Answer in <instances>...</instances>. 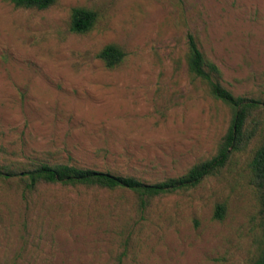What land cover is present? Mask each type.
Instances as JSON below:
<instances>
[{
    "label": "rangeland",
    "instance_id": "1",
    "mask_svg": "<svg viewBox=\"0 0 264 264\" xmlns=\"http://www.w3.org/2000/svg\"><path fill=\"white\" fill-rule=\"evenodd\" d=\"M76 7L99 13L91 32H71ZM190 37L225 88L264 101V0H0V170L69 164L155 184L212 159L232 111L190 74ZM111 44L127 55L115 69L99 58ZM261 141L143 212L126 190L24 193L19 177L0 178V264H253Z\"/></svg>",
    "mask_w": 264,
    "mask_h": 264
},
{
    "label": "trees",
    "instance_id": "2",
    "mask_svg": "<svg viewBox=\"0 0 264 264\" xmlns=\"http://www.w3.org/2000/svg\"><path fill=\"white\" fill-rule=\"evenodd\" d=\"M16 8L47 10L58 0H5ZM99 13L95 10L76 7L71 13L70 30L75 34H87L96 26ZM127 55L117 45H107L99 53V58L109 69L120 66ZM187 65L190 74L203 82L213 98L223 102L232 111V120L227 134L219 145L218 153L212 159L193 166L185 175L171 178L155 184H147L135 177L120 176L110 172L80 168L69 164L47 163L26 170L20 174L0 170V178L9 180L19 177L24 183L25 192L33 193L39 185H61L64 187L98 188L108 191L126 190L137 198L140 211H146L152 202L160 197L180 191L189 190L200 185L206 178L216 175L226 166L232 154L246 147L261 132L262 141L251 162L254 183L258 191L263 216V238L260 252L253 264H264V101L255 98L235 96L218 80V67L208 61L198 47L195 39L190 37L187 53ZM261 117H263L261 119ZM225 205L216 208L215 219L222 220Z\"/></svg>",
    "mask_w": 264,
    "mask_h": 264
}]
</instances>
